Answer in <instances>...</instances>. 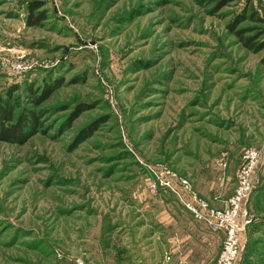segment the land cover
<instances>
[{
	"label": "rangeland",
	"instance_id": "rangeland-1",
	"mask_svg": "<svg viewBox=\"0 0 264 264\" xmlns=\"http://www.w3.org/2000/svg\"><path fill=\"white\" fill-rule=\"evenodd\" d=\"M30 1L41 25L26 24ZM263 60L264 0H0V96L17 88L42 125L0 142V264L178 263L148 237L166 231L165 211L183 223L172 233L207 225L151 192L153 173L210 205L235 193L244 151L264 143ZM52 80L29 104L25 90ZM243 209L235 264H264V163ZM210 228L209 244L187 242L192 264H216L224 235Z\"/></svg>",
	"mask_w": 264,
	"mask_h": 264
},
{
	"label": "built area",
	"instance_id": "built-area-1",
	"mask_svg": "<svg viewBox=\"0 0 264 264\" xmlns=\"http://www.w3.org/2000/svg\"><path fill=\"white\" fill-rule=\"evenodd\" d=\"M25 68L22 60L15 58L11 61V72L19 75ZM242 158L243 163L237 172L236 191L229 199L225 200L223 207L210 205L191 189L187 179L173 178L167 170L154 171L156 181L150 185L151 192H155L158 187L166 188L173 193L195 220L223 231L222 247L216 264H235L238 257L240 251L239 233L247 223L243 205L252 189L255 168L258 163L264 162V143L259 149H246Z\"/></svg>",
	"mask_w": 264,
	"mask_h": 264
},
{
	"label": "trees",
	"instance_id": "trees-1",
	"mask_svg": "<svg viewBox=\"0 0 264 264\" xmlns=\"http://www.w3.org/2000/svg\"><path fill=\"white\" fill-rule=\"evenodd\" d=\"M42 6L43 4L40 3L39 1H30L28 3L27 5L28 11L26 16V24L28 26L41 25L43 20L46 19L45 10H40V11L38 10ZM230 28H232V25H230ZM238 33L239 32L236 31V34ZM247 41L248 39L245 38L243 41L244 44H247L246 43ZM248 46H252V45H248ZM56 86L57 85L55 81L52 80L44 84L43 87H41L39 90L37 89L33 91L31 87H29L28 89L26 87L27 90L25 91L27 92V94H29L28 95L29 104L31 103L33 105H37L42 100L47 99L50 96L51 92L55 88H57ZM16 90L17 88L13 90H8L5 95L0 96V142L22 144L28 138H30L31 136L37 134L42 130L40 115L38 114V112L28 107H21L19 105L20 103L18 101L17 96H15V99H13L12 94ZM88 108H90L88 104L77 105L73 113V116L84 110H87ZM17 109H19V111H17ZM93 130L94 127L90 126L82 130L81 134H83V136H89L88 134L92 133ZM189 215L191 216L190 213ZM192 219L195 220L193 217Z\"/></svg>",
	"mask_w": 264,
	"mask_h": 264
},
{
	"label": "crops",
	"instance_id": "crops-1",
	"mask_svg": "<svg viewBox=\"0 0 264 264\" xmlns=\"http://www.w3.org/2000/svg\"><path fill=\"white\" fill-rule=\"evenodd\" d=\"M224 205H225V200L218 202V204H214L215 207H222ZM165 212L166 215L164 214L163 217L165 218V223L167 226L166 231L165 232L162 231L163 233H160V235L158 234L156 235L155 233L150 234L148 237L151 238V240H157L159 238V240L162 243V249L165 251L166 255H168V257L173 256V254L176 255L178 260V263L176 264H188V262L192 264V262L188 261L190 249H188L189 244L187 242H191L194 238H197L204 240L205 244H209L211 241L210 237L213 234L212 232L213 229L208 226L205 227L199 225L200 227L198 228V230L200 233L199 235H197V237H193V235H190L189 233H184L183 235H180L179 231L172 233L169 230V227H172L174 225L179 227V224L183 225V223L182 220L179 219V217L170 215L169 211L168 212L165 211ZM193 221L201 224L200 221H195V220ZM184 231L186 232V229Z\"/></svg>",
	"mask_w": 264,
	"mask_h": 264
}]
</instances>
